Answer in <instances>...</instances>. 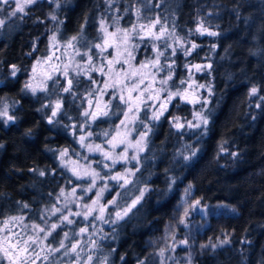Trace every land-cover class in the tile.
Here are the masks:
<instances>
[{"label": "trees", "instance_id": "16d2710c", "mask_svg": "<svg viewBox=\"0 0 264 264\" xmlns=\"http://www.w3.org/2000/svg\"><path fill=\"white\" fill-rule=\"evenodd\" d=\"M57 4L39 0L26 15L7 18L0 30V101L17 103L10 110L14 121L0 116V223L21 214L38 220L72 179L57 150L78 146L65 123L81 119L80 98L86 89L77 86L61 95V110L48 123L42 103L56 90L53 86L34 95L25 88L33 62L45 53L56 29L60 40L79 36L80 46L88 48L97 40L100 19L111 10L125 26L159 19L168 28L160 44L165 62H172L165 68L171 74L169 86L183 89L193 79L204 87L200 103L175 96L152 121L136 181L145 192L105 243L108 264H159L157 240L176 225L185 194L207 210L187 219L194 248L191 264H264V0ZM201 24L218 35L197 32ZM149 52L147 40L139 55ZM252 88L257 89L254 95ZM196 111L207 124L199 131H181L179 118L189 120ZM120 117L121 112L97 120L95 127L115 124Z\"/></svg>", "mask_w": 264, "mask_h": 264}, {"label": "rangeland", "instance_id": "374dc122", "mask_svg": "<svg viewBox=\"0 0 264 264\" xmlns=\"http://www.w3.org/2000/svg\"><path fill=\"white\" fill-rule=\"evenodd\" d=\"M39 1V0H38ZM58 0H47V2L56 3L57 6ZM15 0H10V4H0V19L6 20L7 18H13L8 16V12L13 10L12 5H14ZM114 12V11H113ZM113 12L110 10L108 14L105 15L99 22V29H98V37L94 43H91L88 48H83L80 46V39L79 36L77 41H73L75 45V49L73 47H65L67 40H60L58 37V32L52 31L50 35V42L48 48L46 49L45 53L40 55L32 64L27 83H31L33 86H38L41 81H44L47 90L46 91H37L34 95L47 92L51 87L55 86L54 89L56 90L55 94L51 96L49 100L42 103V108L45 110V114L47 115V120L51 116V112L55 106L57 100L60 101L62 106V98L61 95L69 94L74 91L77 86H80L82 89H86L82 95L80 100L82 101V114L81 119L78 121H74L70 119L67 123H65L66 128L75 137L77 142V147L69 148V147H62L57 150L58 159L61 164V157L60 152L64 151L65 149L68 152V156L64 158L65 163H68L69 160H76L80 164H88L89 161H99L102 157L98 153H89L86 148H82L80 144V136L84 135L87 137L88 132H92L93 135L87 137L85 143H93L99 144L105 138L101 135L105 130H109L115 128L116 125L119 124V121L123 119V115L121 113L120 119L117 120L115 124H112L110 121L109 126L107 127H95V122L89 120L88 117L84 116V112L86 110L91 111L94 110L95 101L99 99L100 101H108L111 99L113 95H115L116 99H111L110 104V113L109 119H112L121 110L126 109V105L122 104L119 100L120 91L119 88L113 89L108 88L105 89V94L100 95L98 89L104 88V83L107 82L108 84H112L113 81H120L121 83H134L141 78H143V84L140 85V89L143 90L145 86L151 85L147 91L144 92L143 97L141 100L143 101L140 103V111L137 113V120L133 125L130 127L133 128L131 132L130 139L135 141L139 139V133H145V147L144 150L139 152L138 159L139 163L136 161H132L131 163L125 164L123 162L117 163L115 167L112 169V174H116L117 172L124 171L125 168L133 169L140 168V157L145 152L148 146L149 135L151 133V123L154 120L153 114L156 113L159 115L160 112L164 114L167 110L168 106L170 105L171 101L167 100L169 92H181L185 94V100L189 101L191 104L196 105L200 103L201 100V89L200 85H195L196 80L191 79L188 81L187 86L183 89L177 90L176 88H171L169 83L167 82L166 85L161 84V80L168 79L167 73L165 72V68H169L172 65V62L166 61L163 59V55L159 56V63L156 65L148 64L147 67L140 69V73L131 81H126L124 77V72H131L133 69L138 68L139 65L143 62L147 61H154L158 55V53H163L165 51V47L160 44L161 41L168 35V28L166 25H163L159 19L155 20H136L132 25L125 26L120 23L118 19L114 17ZM24 14L17 13L16 17H21ZM158 20V22H157ZM101 22H104L105 26L108 28V32H114L115 27L118 25L121 29H133L135 25V30L130 33L131 39L129 43L133 46L129 49L132 55L131 57L128 56V53L124 51L127 45H121V52L117 53L114 47H108L105 51L101 52L100 49L95 48L93 45L97 43H102V38L104 37V33L101 31ZM141 25H144L141 28ZM59 28V27H57ZM161 28L164 29L163 33L161 34ZM2 28H0L1 30ZM138 33V35H137ZM122 35V34H119ZM55 36L56 40L53 41L52 37ZM157 37H160L159 39ZM147 40H150L151 52L147 54H143L142 56L139 55L140 47L147 43ZM165 41V40H164ZM78 49L79 54L76 53ZM145 48H143V51ZM89 57H91V63H89ZM116 57L120 63L114 62L112 65H108V60ZM50 58V59H49ZM127 58L129 60L128 64L123 63L124 59ZM37 61H41V63H37ZM67 65V68L65 67ZM33 67L36 68V72L33 73ZM100 69L101 67L104 68V74H101L100 71L96 70L93 71L92 68ZM111 67L113 70L111 73L108 72V68ZM67 71L68 76L65 77L64 72ZM119 72V74H118ZM51 76V79H48V76ZM72 80V86L69 92H64L63 88L68 87V80ZM95 81V83H93ZM75 87V88H74ZM157 89H164L160 91L159 98H148L150 95H155L153 90ZM31 92L29 89H27ZM32 93V92H31ZM91 93V95H89ZM33 94V93H32ZM77 92H74L73 95H76ZM124 95L127 96V91L125 90ZM133 96L139 95V91L132 93ZM93 101L92 108L89 107L88 101ZM114 104L117 106L114 107ZM17 105V103L10 102L7 100L0 101L1 111L2 112L5 108H7V112L9 116H12L10 110ZM47 105V107H46ZM118 107V109H117ZM119 107L121 110H119ZM57 115L59 114V111ZM112 113H116V115H112ZM143 114L147 115V120L143 118ZM162 114V115H163ZM5 117V116H4ZM161 115H159V118ZM7 118V117H5ZM54 118V117H53ZM52 118V119H53ZM206 118L200 111H196L194 115L189 119L184 121V119L179 118L178 124L182 125L180 130L187 131H199L205 125L203 123V119ZM104 119V118H102ZM100 120V119H99ZM185 122H187L185 124ZM187 127H184V126ZM191 125V126H190ZM199 125V127H197ZM107 147V145H104ZM121 149L118 148L116 151L119 152ZM134 154L133 149H129L128 155L131 156ZM84 157L88 159L85 160ZM105 163H111L110 161H105ZM71 164H68V167H71ZM72 177L69 185L62 187L58 194L55 197V201L48 207H45L38 218V220H29L26 214L16 215L17 217H23V224H10L9 227L12 229L13 232H18L22 236L26 235H35L36 233L32 230L31 225L37 224L41 227H47L53 222H58V217L61 214L67 215L69 212H83V205L85 203H91L92 199L95 198V191L93 190L91 193H84L82 192V187L88 184L87 180H78L72 173L68 170V167L62 166ZM92 167L96 168L98 171L101 169L102 166L98 165L97 163L93 162ZM108 172V169H103L101 171V175H105ZM137 172L135 175L131 177L132 183L125 185V187H119V184L116 181L107 180L105 177L104 181L97 182V189L105 182L108 183V190L104 192L103 195V202H108L115 199V204H107L105 210V217L111 216L112 220H116L115 213L117 211H122L125 207L131 204L132 200L135 199L137 196L140 195L141 192H145V187L141 185L137 188ZM76 188L75 195H71L72 189ZM137 188V189H136ZM64 190V196H61V190ZM117 193L120 195L117 196ZM82 197V198H80ZM80 198V199H78ZM141 200V199H140ZM75 201V202H72ZM140 202V201H139ZM197 201L190 200V198L185 194L182 198L181 206L179 208V217L176 225L164 236L160 237L157 240V254L159 256V264H191L194 248L191 244L189 237H188V228L190 227V221L188 222L187 219L193 217V212H196L200 215L206 214V208L200 206V204L196 203ZM65 203H67V207H65ZM138 204V203H137ZM136 204V205H137ZM53 208L61 209V212L57 213L56 215H51L48 210ZM134 208V207H133ZM131 208V211L132 209ZM126 216L127 217L130 212ZM187 212V215H185ZM14 217V216H11ZM9 217L5 218L4 220L8 219ZM69 219L73 220L74 223L71 225L65 224L62 228H57L55 232H53L52 236L48 237L47 241H44L41 244V248L44 245H51L53 247L56 246V242H58L63 235V232L67 231L71 235V230H75L76 232L79 231L81 227L87 228V234L83 237H76V239L81 240L82 246L84 251L81 253L80 264H86V256L88 254L93 255V262L92 264H99L100 260L103 257H107V264L109 262V251L105 248L107 241L113 239L112 233L115 230L116 224L121 221L116 220L115 223L104 222L99 219H93L92 216H89L87 220L81 216L71 215ZM192 219V218H191ZM3 220V221H4ZM2 221V222H3ZM183 221V223H181ZM2 222L0 226H2ZM24 225H28L25 229ZM94 233V234H93ZM7 233L4 231H0V237L6 235ZM41 237H43L44 233H39ZM88 236H91V239L97 241L99 247L95 250L91 251V244L88 241ZM103 237V238H102ZM55 238V242H54ZM183 241H187V243H182ZM156 242V241H155ZM67 243V241H66ZM164 249V255L160 256V250ZM36 251L40 252V258L35 259V264H52L55 259L58 264H75V256L68 255L63 256V250L57 255L49 256V260L45 261L43 259L45 252L40 251V248H36ZM60 260V261H59ZM2 264H8L7 260H4Z\"/></svg>", "mask_w": 264, "mask_h": 264}, {"label": "snow or ice", "instance_id": "6c2138e0", "mask_svg": "<svg viewBox=\"0 0 264 264\" xmlns=\"http://www.w3.org/2000/svg\"><path fill=\"white\" fill-rule=\"evenodd\" d=\"M38 3V0H15L14 5H12L13 10L8 12L9 17H16L17 13L21 14H27L26 9L31 7L32 5ZM0 4H10V0H0ZM57 7H59V4H57ZM3 9H0L2 11ZM137 16H139V10L137 11ZM53 20L56 19V17L53 15L51 17ZM158 22V20H157ZM5 25V20L0 19V28H2ZM101 31L104 33V37L102 38V43L94 44L93 46L95 48L100 49L101 52L105 51L108 47H114L117 51V53L121 52V45H127L124 49L128 53V56L131 57L132 53L129 51L131 47H133L129 41L131 39L130 33L135 30V25L133 26V29H121L118 25L115 27L114 32H108V28L105 26L104 22H101ZM144 25H141V28H143ZM164 29L161 28V34L163 33ZM197 32H200L201 34H208L210 36L218 35L216 32H211L207 28L201 24L197 29ZM122 34V35H119ZM138 35V33H137ZM158 39L160 37H157ZM52 40L55 41L56 37L53 36ZM78 37L73 36L71 37L65 44V47H73L75 49V45L73 44V41H77ZM196 47L195 44H192V48L194 49ZM76 53L79 54L78 49L76 50ZM163 55V53H158L156 59L154 61H147L143 62L139 65L138 68L133 69L131 72H124V77L126 81L133 80L139 73L140 69H143L147 67L148 64L156 65L159 63V56ZM50 59V58H49ZM114 62L120 63V61L113 57L112 59L108 60V65H112ZM37 63H41V61H37ZM89 63H91V57H89ZM123 63L128 64L129 60L127 58L124 59ZM67 68V65H65ZM196 70H200V65H196ZM210 67V65L208 66ZM15 68V66H13ZM93 71H100L101 74H104V68L101 67L100 69L92 68ZM112 68H108V72H112ZM36 72V68L33 67V73ZM119 74V72H118ZM13 75H15V71H13ZM65 77L68 76L67 71L64 72ZM48 79H51V76L49 75L47 77ZM168 79H171V74H169ZM168 79L161 80L162 85H166L168 82ZM143 78L140 80L134 82V83H121L120 81H113L112 84H108L107 82L104 83V88L98 89L100 95L105 94V89L108 88H119L120 95L119 100L122 104H125L127 107L126 109L121 110V113L123 115V119L119 121V124L116 125L115 128L105 130L101 135L105 138L102 140L99 144H93V143H85V140L87 137H90L93 135L92 132L87 133V137L84 135L80 136V144L82 148H86L89 153H98L102 159L99 161H89L88 164H80L76 160H69L68 163H65L64 158L68 156V152L65 149L64 151L60 152L61 157V164L62 166L68 167V164H71V167H68V170L72 173L73 176H75L78 180H87L88 184L86 186L82 187V192L84 193H91L94 189L95 191V198L92 199L91 203H85L83 205V212H69L67 215L61 214L58 217V222H53L50 225H48L46 228L41 227L37 224H32L31 228L36 233L35 235H26L22 236L18 232H13L12 229L9 227L10 224H23V217H9L8 219L4 220L2 222V226H0V231H4L7 234L0 237V264L4 260L8 261V264H35V259L40 258V252L36 251V248H40V251H44L45 255L43 259L45 261L49 260L50 255H54L55 253H60L62 250L63 256L68 255H74L75 256V264H80L81 259V253L84 251V248L82 246L81 240L76 239V237H83L85 234H87V228L81 227L78 232H76L74 229L71 230V235L69 232L65 231L63 232L62 238L56 242V246L53 247L51 245H44V247H40L41 244H43L44 241L48 240L49 236H52L53 232L57 230V228H62L65 224L71 225L74 223L73 220L69 219V216L75 215V216H81L83 215V218L87 220L89 216H92V218L99 219L104 222H110L115 223L116 220L123 219L124 216L128 214L129 211H131V208L135 207L137 203H139L140 199L143 197V192L140 193L139 196H137L135 199L132 200L131 204L122 209V211H117L115 213L116 220H112L111 216L105 217L104 213L107 207V204H115V199L103 202V195L106 190H108V183H103L98 189H97V182L98 181H104L105 177L107 180L116 181L119 184V187L123 188L125 185H128L132 183V180L130 179L135 175L136 171H139V168L129 169L125 168L122 172H117L116 174H112V169L115 167L117 163L123 162L125 164L131 163L132 161H136L139 163L138 154L139 152L144 150L145 147V133L141 132L139 133V139H136L133 141L130 139L131 132L133 131V128L130 127V125H133L135 121L137 120V113L140 111V103L143 101L141 100V97H143L144 92L148 90V88L151 87V85L145 86L143 90L140 89V85L143 84ZM95 83V81H93ZM181 83H184V81H181ZM72 86V80H68V87L63 88L64 92H69ZM200 87H204L203 85H200ZM25 88L29 89L33 94H35L38 90L39 91H46V85L44 81H41L38 86H33L31 83L25 84ZM125 90L127 91V96L124 95ZM164 89H157L153 90L155 95H150L148 98H159L160 91H163ZM139 91V95L133 96L132 93ZM257 89L252 88L251 94H256ZM91 95V93L89 94ZM175 96H180L181 99L186 98L184 93H181L179 91L177 92H169L167 100L171 101ZM117 97L113 95L111 99H116ZM111 99L108 101H100L97 99L95 101L94 110L88 111L86 110L83 114L85 117H88L89 120L95 122L96 120L102 119V118H108L109 113L111 111L110 104ZM264 99V97H262ZM89 107L92 108L93 101L89 100ZM47 107V105H46ZM61 107V103L59 100L56 101L55 106L51 112V116L48 119V123H53V117L57 116L58 110ZM163 113L160 112L159 115H162ZM112 115H116V113H112ZM159 115L154 113L153 119H159ZM0 116L7 117L8 120H15L14 116H9L7 112V108H5L2 112H0ZM203 123L207 124V119L202 118ZM177 127H182V125L177 124ZM191 126V125H190ZM199 127V125H197ZM104 145H107L105 147ZM120 148L121 150L117 152L116 150ZM129 149L134 150V154L129 156L128 152ZM192 156H195V152L192 153ZM85 160H87V157H84ZM185 159H189V157H185ZM105 161H110L111 163H105ZM95 162L98 165L102 166L101 169L98 171L96 168L92 167V163ZM103 169H108V172L105 173V175H101V171ZM41 176L44 175L43 172L39 173ZM76 188L74 187L72 189L71 195H75ZM61 196H64V190H61ZM120 194L117 193V196ZM82 198V197H80ZM78 198V199H80ZM75 202V201H72ZM199 204V201L196 202ZM23 207L27 208L28 205L25 204ZM65 207H67V203H65ZM51 215H56L57 213L61 212V209L59 208H53L48 210ZM185 215H187V212H185ZM183 223V221H181ZM28 225H24V228L26 229ZM39 233H44L43 237L39 235ZM94 234V233H93ZM103 238V237H102ZM67 241V243H66ZM88 241L91 244V251L95 250L99 247L97 241L91 239V236H88ZM55 242V238H54ZM226 242V241H225ZM182 243H187V241H183ZM206 247V246H202ZM160 256L164 255V249L160 250L159 253ZM33 257L35 259H33ZM107 257H103L99 264H107ZM121 259H123L121 257ZM93 262V255L88 254L86 256V264H92ZM58 264V262H56ZM142 264V262H141Z\"/></svg>", "mask_w": 264, "mask_h": 264}]
</instances>
